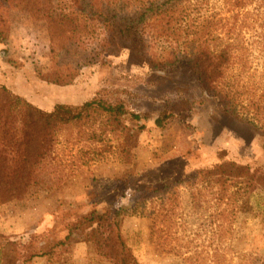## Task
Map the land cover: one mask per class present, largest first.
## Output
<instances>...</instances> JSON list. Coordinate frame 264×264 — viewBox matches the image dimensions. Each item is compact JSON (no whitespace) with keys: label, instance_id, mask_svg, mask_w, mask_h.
<instances>
[{"label":"rangeland","instance_id":"obj_1","mask_svg":"<svg viewBox=\"0 0 264 264\" xmlns=\"http://www.w3.org/2000/svg\"><path fill=\"white\" fill-rule=\"evenodd\" d=\"M234 1H203L199 15L195 2L178 5L156 22L162 37L150 45V54L162 62L172 49L187 53L196 30L189 24L203 20L200 32L211 49L231 51L216 83L236 116L202 93L185 61L151 71L126 50L82 67L70 85L50 84L46 79L65 61L51 55L46 24L18 9L5 13L0 88L44 113L56 105L78 110L93 98L119 102L134 147L130 160L120 156L127 133H111L104 116L55 131L25 195L0 203V237L14 252L13 257L4 252L1 264H21L31 256L25 264H113L71 232L72 224L92 211L107 222L113 212L120 214L123 240L139 264H264L261 189L243 195L231 187L223 195L213 182H185L145 202L136 193L162 189L187 176L188 169L221 162L222 155L264 173L256 131L264 125V14L254 0L243 7ZM98 33L87 50L104 38ZM21 113L17 108L3 115L19 129ZM242 202L245 213L239 211Z\"/></svg>","mask_w":264,"mask_h":264},{"label":"trees","instance_id":"obj_2","mask_svg":"<svg viewBox=\"0 0 264 264\" xmlns=\"http://www.w3.org/2000/svg\"><path fill=\"white\" fill-rule=\"evenodd\" d=\"M206 0H0V22L6 21L9 9L27 12L46 24L50 42V52L55 61L61 57L50 77L46 81L58 86H67L74 82L82 67L97 61L99 57H117L126 50L130 57L137 59L151 71H165L179 61H185L188 69L196 76L199 87L204 95L213 98L222 106L223 113L236 116L230 111L229 100L223 89L217 85L231 51L228 47L214 51L208 39L201 35L203 20L200 25L192 22L189 28L196 29L187 45V53L172 49L169 59H155L151 54L150 45L162 37L156 22L172 15L177 6L187 2H195L200 13L202 2ZM243 7L250 0H235ZM247 1V2H246ZM263 10L264 0H254ZM6 13V14H5ZM188 20V18H187ZM226 23L222 28H226ZM97 32V33H96ZM102 32L104 38L92 41L93 47L86 49V44L93 35L98 39ZM94 42V43H93ZM90 44V43H89ZM189 52V53H188ZM169 61V62H168ZM20 108L19 129L16 120L8 121L6 110ZM13 112H18L13 111ZM126 109L119 103H112L93 98L77 110L64 105H56L51 113L35 109L29 103L13 98L5 88H0V203L21 198L27 192L32 174L41 161V156L50 145L54 132L69 125L76 124L92 115L104 116V121L114 135L127 133L119 145V154L125 160L131 158L129 129L125 123ZM133 119L137 117L132 115ZM160 125V121H156ZM261 137L264 149V125L256 129ZM222 153V152H221ZM187 155V158H190ZM186 159V158H185ZM221 162L188 169L187 176L174 181L162 189L144 187L139 189L137 199L142 202L153 199L159 192L167 191L181 183L195 185L197 182L206 184L213 182L221 194L234 188L246 194L261 189L264 192V173L230 161L226 155L220 157ZM10 164V165H9ZM242 202L241 213L247 212ZM120 212V211H119ZM113 221L107 222L105 217L96 211L90 212L80 222L72 224L71 232H79L82 242L95 246L96 254L113 264H139L131 250L127 247L121 234V217L113 212ZM0 237L1 257L7 252L13 257L12 243ZM69 237H66L68 239ZM15 247V246H13ZM34 256L21 262L25 264ZM17 260L16 258L14 259Z\"/></svg>","mask_w":264,"mask_h":264}]
</instances>
